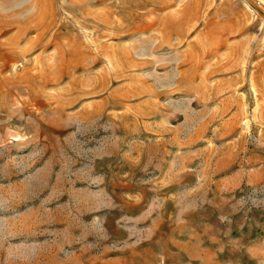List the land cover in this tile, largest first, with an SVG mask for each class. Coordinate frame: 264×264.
<instances>
[{
  "label": "rangeland",
  "instance_id": "obj_1",
  "mask_svg": "<svg viewBox=\"0 0 264 264\" xmlns=\"http://www.w3.org/2000/svg\"><path fill=\"white\" fill-rule=\"evenodd\" d=\"M0 264H264V0H0Z\"/></svg>",
  "mask_w": 264,
  "mask_h": 264
}]
</instances>
